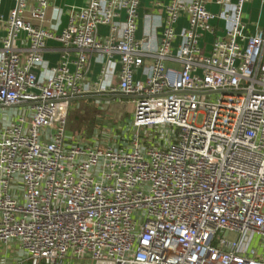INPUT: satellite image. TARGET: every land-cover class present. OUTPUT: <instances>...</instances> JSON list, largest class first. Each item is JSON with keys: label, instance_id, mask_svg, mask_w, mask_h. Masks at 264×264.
I'll return each instance as SVG.
<instances>
[{"label": "built area", "instance_id": "built-area-1", "mask_svg": "<svg viewBox=\"0 0 264 264\" xmlns=\"http://www.w3.org/2000/svg\"><path fill=\"white\" fill-rule=\"evenodd\" d=\"M139 1L89 0L59 34L45 28L49 0L0 15V247L18 264H264L251 246L264 240V30L242 22L252 0H170L157 48L135 37ZM217 19L225 34L205 52ZM47 40L62 54L41 77ZM90 56L104 77L117 60L116 86L84 85ZM95 91L133 106L116 144L65 134L70 103Z\"/></svg>", "mask_w": 264, "mask_h": 264}, {"label": "crops", "instance_id": "crops-1", "mask_svg": "<svg viewBox=\"0 0 264 264\" xmlns=\"http://www.w3.org/2000/svg\"><path fill=\"white\" fill-rule=\"evenodd\" d=\"M89 0H49V6L46 10V23L45 28L51 31L54 34H59L67 25L69 19V13L71 10H78L83 8ZM170 0H140L138 7V21H137V30L135 33V37L138 40L149 38L151 45L154 48H157L160 44L161 34L163 29V19L165 16V12L163 6L169 3ZM30 3L33 4L34 0H30ZM14 7L13 0H2L0 5V15L3 18H7L10 10ZM207 10L212 13H219L222 9L214 4H210L207 6ZM242 22L245 25V34L253 35L257 30H264V4H262L258 0H252L244 4L242 8ZM121 16V19L122 20ZM211 26L213 28V34H203L200 41L201 48L207 52L210 48L211 43L216 39H221L224 36V32L226 30L227 24L222 20H215L211 22ZM188 27V20L186 15H182L177 24L175 25V31L178 33L183 29ZM98 33L100 36H106L108 33V29L106 27H99ZM6 36V32L3 29H0V48H1V39ZM14 45L18 48L25 47V34L20 33L18 35L17 40ZM61 45L54 40H47L45 42V48L43 51V60L45 62L43 70L38 72L41 77H45L48 75L50 69L57 66L60 62L61 57ZM68 58L70 61H73L75 58V52L68 51ZM145 64H149L148 61ZM105 68L103 63H100L94 56L89 57L87 71L84 77V85L90 88L95 89V83L101 84V86L113 85L116 86L118 83L117 73H118V65L117 60H113V63H110L107 68V76L104 77L103 69ZM72 69V67H71ZM91 96L84 97L81 100V103L86 102L87 100L91 101L94 108L98 106V103L109 102L113 99H117L119 101L126 100L120 96H111L105 94L103 92L95 91L90 94ZM102 100V101H101ZM77 105V104H75ZM81 105V104H80ZM99 107H97L98 109ZM129 108L131 110V106L129 104ZM98 111V110H97ZM17 112V111H16ZM13 112H6L5 114L9 117ZM90 113V112H89ZM10 114V115H9ZM94 117V115L89 114ZM14 115L10 116V119L13 118ZM89 118V117H88ZM94 119V118H93ZM67 125V123H66ZM83 127V126H82ZM83 130V129H82ZM75 133H80L76 132ZM83 139L80 135H75L73 138L71 135H66L70 139L74 140L77 136L84 142H91L92 144H98L102 146V142H99L101 137L95 136L87 137L86 133L82 131ZM95 135L93 131L92 136ZM88 139V140H87ZM76 140V139H75ZM79 141V140H78ZM8 248L3 249L0 247V261L6 262L5 260V252ZM4 250V251H3ZM259 258H264V253L259 255ZM7 263V262H6Z\"/></svg>", "mask_w": 264, "mask_h": 264}, {"label": "rangeland", "instance_id": "rangeland-1", "mask_svg": "<svg viewBox=\"0 0 264 264\" xmlns=\"http://www.w3.org/2000/svg\"><path fill=\"white\" fill-rule=\"evenodd\" d=\"M91 101L93 103L95 102L93 100H87L84 103H81V101H72L70 103L66 122L67 125L65 128L66 135H71L72 138L75 135H80L83 138V131L84 133H86L87 137H92L93 139H95L94 137L97 136L96 133H98V137H101L99 142H102V145H111L116 144V141L118 139L121 140V136L123 135V133L126 134V136L130 134L129 128L133 113V106L130 104V110L127 100L119 101L117 99H113L109 102H100L97 106L99 107L98 109L97 107L95 109L92 103L90 104ZM89 112L91 113V115H94L95 112V116H90ZM15 114L16 111L15 113H11L12 116ZM200 121L201 119L199 118L198 123H200ZM75 131H80V133H75ZM93 131L95 132V135L92 136ZM139 133V136L144 141L152 139L153 136L154 140L157 138L156 133H151L145 136L143 134L144 130L142 129L139 130ZM80 136H77V138H74V140L76 139L75 141L79 140L78 142L86 143L84 142V140H81L79 138ZM88 143L92 144L91 142ZM251 246H253V248L257 253H259V255L263 254L264 240L262 238L253 237L251 239ZM1 248L5 249L4 247ZM16 255L17 254L15 252V247L8 248L5 252L4 260L7 263L0 261V264H18V262L23 258L20 255L17 258Z\"/></svg>", "mask_w": 264, "mask_h": 264}]
</instances>
